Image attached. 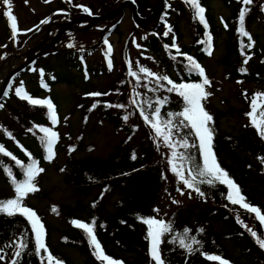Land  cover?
Instances as JSON below:
<instances>
[{
  "label": "trees",
  "instance_id": "1",
  "mask_svg": "<svg viewBox=\"0 0 264 264\" xmlns=\"http://www.w3.org/2000/svg\"><path fill=\"white\" fill-rule=\"evenodd\" d=\"M133 1L140 16L148 14L154 6L152 0ZM211 1L198 0L205 9L207 26L186 0H162L152 26L141 28L134 42L127 39L128 46L123 44L117 54L108 53L109 59L95 56L91 47L61 44L37 55L11 76L0 96V145L5 149L0 152V201L15 198L16 183L27 179L28 165L35 164L45 170L61 152L60 171L74 191L73 201L40 204V199L48 196V190L36 185L43 173L39 172L32 181L39 190L28 193L23 203L39 216L48 251L63 264L73 262L62 246L75 249L87 264H106L94 255L95 249L87 233L76 227L72 223L74 220L89 224L94 221V233L105 254L123 264H156L150 255L149 226L144 223L147 218L163 220L170 225L171 230L161 237L159 244L164 264H220V261L209 259L213 255L230 264H257L264 258V248L252 235L256 232L264 239V224L255 213L227 199L226 185L218 181L211 185L200 182L211 177L198 175L199 168L203 167L199 139L190 126H185L188 121L183 117L168 115L179 113L186 106L178 91L168 89L203 80L198 70H190L193 61L210 78L212 70L207 67V59L216 48L220 51L216 61L228 79L236 77L264 86V0H252L248 5L241 0H216L225 8L224 14H216L210 6ZM87 6L92 13V6ZM242 9H246L243 29L251 40L240 31ZM118 21L116 18L109 23L103 33L118 32ZM134 26L139 30V26ZM141 66L156 76L140 72ZM103 76L110 82L109 87L104 91L93 89V80ZM162 76L169 77L173 83L158 79ZM57 83L82 86L83 122L93 115L120 132L118 144L111 152L103 156L93 154L88 149L91 142L85 143L80 134L73 140L67 132H61L63 122L56 97L52 95L55 94L52 87ZM131 84L137 85L138 92L131 100L130 95L122 96L123 103L112 102L105 93L110 87L119 91ZM17 88H22L33 99L51 100L58 110L56 123L42 107L18 96ZM122 104L123 107H118ZM202 104L213 117L208 127L213 133L212 151L217 162L240 187L246 202L258 207L264 215V137L252 125L251 117L235 130H225L220 126L223 111L208 98L202 100ZM156 107L160 108L159 120L153 115ZM261 111L264 105L258 107L257 119ZM168 120L172 121L170 129L163 123L161 127L167 128L166 133L170 131L173 152L183 154V159H174L172 152V160L182 167L185 177H196L193 182L204 195L192 189L195 194L190 193L194 196L189 201L173 208H162L160 194L164 179L155 159L157 140L151 137L153 127L149 121ZM41 127L57 133L51 159L42 140L45 134L40 131ZM185 140L187 148L183 146ZM48 215H57L60 225L48 220ZM185 229L189 231L185 233ZM181 239L193 250L181 247ZM21 242L27 247L19 249ZM17 250H20L18 257ZM0 256L4 257L0 264H12L13 260L17 264H48L47 253L36 252L30 222L20 214L9 216L0 212Z\"/></svg>",
  "mask_w": 264,
  "mask_h": 264
},
{
  "label": "rangeland",
  "instance_id": "2",
  "mask_svg": "<svg viewBox=\"0 0 264 264\" xmlns=\"http://www.w3.org/2000/svg\"><path fill=\"white\" fill-rule=\"evenodd\" d=\"M154 1L152 0L153 8L157 3V0ZM115 2L116 0H49V2H45V0H11V9L18 19L20 29L16 37L13 38L10 21L5 15L7 6L3 3V0H0V87L9 71L20 65L27 55L31 59L35 53L39 54L41 49H43V52H47L51 48H58L62 45L68 46L66 44L73 45L72 43H74L91 47L90 49L95 52V56L100 55V57L109 59V45L112 49L111 53L115 52L117 54L123 44H129L128 40L131 43L134 42L137 33L142 31L141 28H149L154 23L152 21L153 16L141 25H137L129 5H123L117 12L110 13L99 19H91L83 14L111 12L122 3ZM161 3L159 4L158 12L160 11ZM87 4L92 6V13L91 10H89L90 12L84 11V8L89 9ZM210 6L216 14L225 13V8L216 0L211 1ZM93 11L96 13H93ZM77 17L79 18L73 21ZM116 18L119 20L117 23L119 31L103 33L109 23ZM45 19H48L49 22L41 23ZM69 21L70 23L66 24ZM64 24L67 26L60 32L59 30ZM134 25L139 26V30L137 27L135 29ZM29 29L31 31H27ZM56 34L57 36H55ZM105 39L108 41L107 44ZM98 40H100V43ZM97 43H99L98 46H96ZM72 47L76 46L73 45ZM219 52V48H216L212 56L207 59V67L212 70V73L211 75L209 74L210 84L205 85V90L211 93L207 97L209 102L219 107L224 113L220 126L227 131H232L241 126L244 121H247L249 116L246 113L251 109L252 96L255 93H264V86L262 87L251 81L240 80L236 77L228 79L222 67L216 61V56ZM14 83L12 82V84ZM109 85L110 82L105 76L96 78L92 82L93 89L101 91H104L106 86L109 87ZM81 87V85L76 83H57L52 87V92H55L56 96L54 93L52 95L56 97L63 122L60 126L61 132L63 134L67 132L69 137H73V140L80 134L85 143L91 142L88 145L91 153L101 156L106 155L117 146L121 134L119 131H115L108 123L97 120L93 115L83 122L85 105L82 104L84 90L82 91ZM137 92L138 87L136 84L120 88L119 91L112 87L105 91L114 103H123L122 96L128 97L130 95L129 98L131 100L136 96ZM42 109L45 113L48 111L46 106H43ZM150 131L151 137H156L157 140V145L155 144V159L164 179L160 194L163 199L161 207L173 208L177 204L185 203L192 199L194 195L190 193L195 194V192L192 191V188H188L180 177L172 171V164L169 163V161H173V150L170 146V140L166 142L164 136L158 135L154 128ZM162 131L166 133L167 128L164 127ZM62 161L63 154L60 152L55 162L49 164L43 173L40 174L36 185L38 186L39 184L38 187L41 190H48V196H43L40 199V204L73 201L74 191L66 184L60 171ZM185 178L188 179L187 177ZM174 186L177 187L176 190H173ZM47 217L52 223L60 225V219L57 215H48ZM62 248L69 254L73 264H87L75 249L63 246ZM257 264H264V258Z\"/></svg>",
  "mask_w": 264,
  "mask_h": 264
},
{
  "label": "snow or ice",
  "instance_id": "3",
  "mask_svg": "<svg viewBox=\"0 0 264 264\" xmlns=\"http://www.w3.org/2000/svg\"><path fill=\"white\" fill-rule=\"evenodd\" d=\"M45 2H49V0H45ZM189 4L193 6V8L196 10V15L199 17L200 21L202 23H205V26H207L204 12L205 9L200 5L198 0H186ZM3 3L7 6V11L5 12L6 17L10 21V28L12 30V36L13 38L16 37L18 32L20 31L18 26V19L13 14L11 9V0H3ZM242 3L245 5L251 4L252 0H242ZM84 11L89 12V9L84 8ZM245 11L246 9H242L239 15V20L241 23L240 31L243 35L248 36L249 40H251V37L249 34L244 31L243 29V22L245 18ZM49 20L45 19L42 20L41 23H48ZM38 28V26H37ZM31 31V29L27 30ZM167 35V33H165ZM209 39H211L209 37ZM105 43L107 44L108 41L105 39ZM73 45H69V47H72ZM175 46V45H173ZM111 46L109 45L108 52H111ZM190 61H192L191 57H188ZM247 63V60L244 61ZM111 61H109V64ZM140 72L147 73L149 76H156L155 73H152L150 70L144 67L139 68ZM190 70H198L199 75L203 77L202 82L197 83H181L179 85H173V88H169L168 91L176 90L178 91V94L183 98L185 101L186 106L184 107L183 111L179 113H169L168 115L171 117L173 115L183 117L184 120L188 121V125L191 129L194 130L195 135L199 139V147L200 151L202 153L203 157V167L199 168L198 175L200 177H211L210 179H203L200 182L201 183H208L213 184L214 181H218L221 184H224L228 188V195L227 199L233 204V205H240L241 207L245 208L246 210L255 213L256 217L261 221L262 224H264V215L261 214V210L246 202L245 196L241 193L240 187L236 184V182L229 176L226 170H224L220 164L217 162L214 152L212 151V130L208 127V123L212 121L213 117L205 110L202 100L206 99L208 96L211 95V93L207 92L205 90V85H209L210 81L205 75L204 69L194 61L192 62V66ZM243 71V69H242ZM132 75H136L135 72L131 73ZM158 79H162L165 81H168L169 84H172L173 82L169 79L167 76L158 77ZM6 94V93H5ZM16 94L20 96L22 99L28 100L32 104H47V107L49 109V113L52 119V122L56 123V113L54 110V106L52 105L50 100H39V99H33L31 96H29L26 92L23 91L22 88L16 89ZM91 95H101L100 93H92ZM246 95V94H245ZM135 103V101H133ZM162 103V102H160ZM264 105V93H255L253 95V98L251 100V111L246 113L249 117H251V123L252 125L258 130L260 135L264 137V111L260 112V118L257 119L256 112L258 107H261ZM2 107V105H0ZM118 107H123V105H118ZM143 115V113H142ZM153 115L159 120L160 117V108L156 107L154 110ZM146 120L149 118L147 116L144 117ZM127 119V117H125ZM184 120L180 121L181 124L184 123ZM151 126L155 129L156 133L158 135H163L165 138V141L170 140V131L168 133H165L162 131L161 123L169 126H172V121H161V122H152ZM40 131L43 132L45 135L42 137V140L45 141L48 152L50 153L49 159H51V152H52V145L57 139V133L54 132L51 128H44L41 127ZM171 146V145H170ZM183 146L185 148L188 147L187 141H183ZM0 152H5V149L2 145H0ZM7 155H11V153H7ZM133 159H135V155L133 154ZM173 158L174 159H183V154H178L175 151L173 152ZM15 160L16 158L13 157ZM189 159H191L189 157ZM18 164L21 162L19 160L16 161ZM262 162H264V158H262ZM170 164H172V171L175 172L180 179L183 181V183L188 187L194 189L199 195L203 196L204 193L200 191V188L194 184V180L196 179L195 176H192V179H186L184 175V171L182 167H178L173 161H169ZM43 168L36 167L35 164H31L27 166L26 170V177L27 179L23 182L16 183L15 187V193L16 196L13 199H8L4 201H0V212H4L9 216L20 214L23 215L31 224L32 231L35 235V245H36V252L37 254H40L41 250H43L45 253H47V261L48 264H63V261L56 259L50 251H48V248L45 243V229L44 225L41 223L39 216L36 214V212L25 206L23 203L24 197L31 192L38 191L39 189L32 183L33 178L39 173L43 172ZM11 174V173H9ZM191 175V172L189 173ZM55 210V208L53 209ZM72 223L79 228H82L85 230V232L88 235L89 243L91 246L94 247V255L97 257V259L106 262V264H123L122 261H118L113 259L111 256L105 254L104 249L102 248L100 242L97 240L96 235L94 233L93 224L89 223H83L78 220L72 221ZM144 223L149 226L148 236L150 237V255L151 258L156 262V264H164V261L161 258L160 250H159V244L161 242V237L169 232L171 230L170 225L166 223L163 220H157L154 218H147L144 220ZM251 231V229H249ZM189 230L185 229V233H187ZM202 231V229H201ZM253 236L257 237V243L261 248H264V239H261L257 236L256 232H252ZM198 243V241H194ZM181 247L186 248L188 251H192V247L190 244H185L184 239L180 240ZM27 245L23 242H21L18 246L19 249L25 248ZM15 255L18 257L20 255V250H17ZM4 257L0 256V260H3ZM209 259L220 261V264H230V262L220 256H210ZM12 264H17L16 260L12 261Z\"/></svg>",
  "mask_w": 264,
  "mask_h": 264
},
{
  "label": "water",
  "instance_id": "4",
  "mask_svg": "<svg viewBox=\"0 0 264 264\" xmlns=\"http://www.w3.org/2000/svg\"><path fill=\"white\" fill-rule=\"evenodd\" d=\"M161 1H162V0H157V3H156V5H155V7L153 8V10L151 11V13L148 14V15H146V16H144V17L139 16V15L137 14V12H136V7H135V4H134V3H132V2L129 1V0H125V1H122L121 5H119V7H118L117 9H114V10L111 11V12H107V13H102V14H98V15L89 16L88 18H91V19H99V18H101V17H104V16L109 15L110 13L112 14L113 12H117V10L120 9V7L123 6V5H127V6L129 5V6L131 7V13H132V16H133L134 21L137 22L138 25H141L143 22L148 21L150 18H152L153 16H155V15L158 13L159 4L161 3ZM78 18H79V17L75 18L73 21H76ZM71 22H72V20H71ZM69 23H70V21H69L68 23H66V24H69ZM66 24H64V25L61 26V29L59 30L60 32L64 30V28L67 26ZM57 34H58V33H57ZM57 34H56L55 36H57ZM51 42H52V41H51ZM51 42H50V43H51ZM50 43H49V44H50ZM41 50H42V52H43V49H41ZM41 50L39 51V53L41 52ZM29 60H30V57L27 56V57L22 61V63H21L20 65H18L16 68H14L13 70H11V71L5 76V78H4V80H3V83H2V85H1V89H2V87H3V85H4V83L7 81L8 76H9L12 72H14L15 70H18L19 68H21L22 66H24ZM1 89H0V91H1ZM173 189L175 190L176 187H174Z\"/></svg>",
  "mask_w": 264,
  "mask_h": 264
}]
</instances>
